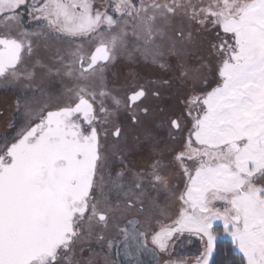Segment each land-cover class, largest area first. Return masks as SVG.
Instances as JSON below:
<instances>
[{
  "label": "snow or ice",
  "instance_id": "obj_1",
  "mask_svg": "<svg viewBox=\"0 0 264 264\" xmlns=\"http://www.w3.org/2000/svg\"><path fill=\"white\" fill-rule=\"evenodd\" d=\"M0 91V264H264V0H0Z\"/></svg>",
  "mask_w": 264,
  "mask_h": 264
},
{
  "label": "rangeland",
  "instance_id": "obj_2",
  "mask_svg": "<svg viewBox=\"0 0 264 264\" xmlns=\"http://www.w3.org/2000/svg\"><path fill=\"white\" fill-rule=\"evenodd\" d=\"M27 19L28 18L25 17V20H27ZM34 26L35 25H33V27ZM212 35H214V33L209 35V39L211 38ZM41 54L44 55L43 51L41 52ZM127 64H128V67H127ZM112 71L119 73L120 82H123L124 78L132 72L139 74V83H147V81H149V80H158V79H168L169 78V74H166L158 66L146 64L142 60L139 63H134V62H129L126 59H121ZM109 79L110 80L112 79L111 73H109ZM153 90H155V89H153ZM161 91L163 93L170 94L172 92H175V89L173 88V89L165 90L162 88ZM0 96H4L2 98L6 99L7 98L6 96H12V93H5L3 91H0ZM182 99H184V97H182ZM182 101L180 100V98L178 96H163V100L161 102H157L156 100L149 98V100L145 101V103H147L150 107H153V108H155L157 106V104L159 103L160 106L164 107L165 109H167L169 106H172V107H175L177 110H180L183 106L181 104ZM10 104H11V102H10ZM5 108H6L5 115H7L10 108H7V106ZM156 118H158V117H155V120H156ZM155 120H154V123H157V124L161 123V119H160V121L158 120L157 122H155ZM156 131L158 134V138H162V139H160L161 141H168V132L159 133L158 132V131H160L159 128H157ZM135 159H139V157L137 156V157H135ZM182 186L183 185L181 184V187ZM216 230L218 232H223L222 222H217ZM221 239H226V240H229L231 242L230 237L227 235H223L221 237ZM199 246H200L199 240L197 238L193 237L192 243L190 245H185V251L183 254H187V255L198 254L197 250L199 249ZM234 251L237 252V250L235 248H234ZM142 259H144L147 262L149 260V257L147 255H145L142 257Z\"/></svg>",
  "mask_w": 264,
  "mask_h": 264
},
{
  "label": "flooded vegetation",
  "instance_id": "obj_3",
  "mask_svg": "<svg viewBox=\"0 0 264 264\" xmlns=\"http://www.w3.org/2000/svg\"><path fill=\"white\" fill-rule=\"evenodd\" d=\"M127 67H128V64H127ZM175 92H172V93H170V94H167V93H163V96H177V95H175L174 94ZM2 97H4V96H0V104H2V102H3V98ZM7 98V100H8V104H10V102L12 103V99H13V96H6ZM179 98H180V100L182 101L183 99H182V96H178ZM186 97H184V99H185ZM182 105H183V103H181ZM4 107H6V106H4ZM183 109V106H182V108L180 109V110H182ZM127 114L126 113H121V115H120V120L121 121H123L124 119H125V116H126ZM161 115L162 114H158L157 113V115H156V117H158V118H156V120H155V122H157L158 120L160 121V117H161ZM11 116V109L9 110V112H8V114L7 115H5V117H0V135H3V134H5V131H6V128H7V124H6V119L7 118H9ZM159 129H160V131H158L159 133H162V132H164V133H166V132H168V129L166 128V127H159ZM7 134L8 135H11V134H13L12 133V131L11 130H8V132H7ZM160 136V135H159ZM159 139H162V138H159ZM111 142V140L109 139V143ZM163 143H170L169 141H162ZM182 184V183H181Z\"/></svg>",
  "mask_w": 264,
  "mask_h": 264
},
{
  "label": "trees",
  "instance_id": "obj_4",
  "mask_svg": "<svg viewBox=\"0 0 264 264\" xmlns=\"http://www.w3.org/2000/svg\"><path fill=\"white\" fill-rule=\"evenodd\" d=\"M220 249H221V254L223 251L227 250L231 253L230 258L231 259H239V254L234 251V247L232 246L231 242L226 239H221L220 240Z\"/></svg>",
  "mask_w": 264,
  "mask_h": 264
}]
</instances>
